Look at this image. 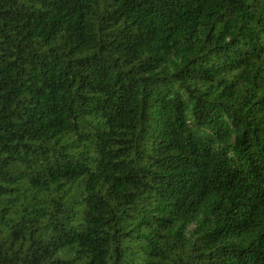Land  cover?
Wrapping results in <instances>:
<instances>
[{
    "label": "trees",
    "instance_id": "trees-1",
    "mask_svg": "<svg viewBox=\"0 0 264 264\" xmlns=\"http://www.w3.org/2000/svg\"><path fill=\"white\" fill-rule=\"evenodd\" d=\"M0 264H264V0H0Z\"/></svg>",
    "mask_w": 264,
    "mask_h": 264
}]
</instances>
